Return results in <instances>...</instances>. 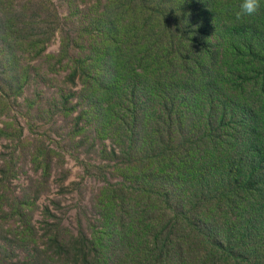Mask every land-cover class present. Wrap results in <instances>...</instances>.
Instances as JSON below:
<instances>
[{
    "label": "rangeland",
    "instance_id": "374dc122",
    "mask_svg": "<svg viewBox=\"0 0 264 264\" xmlns=\"http://www.w3.org/2000/svg\"><path fill=\"white\" fill-rule=\"evenodd\" d=\"M241 2L0 0V264H264V0ZM202 168L232 199L189 213Z\"/></svg>",
    "mask_w": 264,
    "mask_h": 264
},
{
    "label": "trees",
    "instance_id": "16d2710c",
    "mask_svg": "<svg viewBox=\"0 0 264 264\" xmlns=\"http://www.w3.org/2000/svg\"><path fill=\"white\" fill-rule=\"evenodd\" d=\"M174 1H177V0H174ZM109 59H112V57L108 56V60ZM171 77L174 79L173 75H171ZM249 81H254L255 83H260L261 79L258 80V81L248 80V82ZM161 84L164 85L162 82H161ZM254 98H256V101L260 102L261 104H264V94H257ZM243 106H245V105L243 104ZM214 108H215V106L213 105V108H212L211 112L209 113V117L212 114V112L214 111ZM171 122L173 123V120ZM184 123L185 122L181 121V124H184ZM164 147L166 149H168V146L164 145ZM163 152H164L163 154H165L168 151L164 150ZM256 155H259V156H261L263 158V160H262V163H263L264 162V151L259 148L258 153ZM256 161H257V157L253 156V154H249V156H246V158H245V171H246V173L243 172V174L246 175V177H245L246 183L238 185L239 191L243 190V189H246V188L248 189L251 186H253L252 185V180L255 179L258 176V172L260 171V169L257 167ZM231 162H232L233 166L236 165V162L234 160H231ZM241 166H242V162L239 163V167H241ZM263 169H264V167H263ZM205 171H206V169L202 168V169L196 170L195 173L192 175L193 181L191 182V185H189V186H190V191H194L195 192V196L192 199V203L189 204V211H188L189 213L197 212V210L204 204V202H205L204 200L202 201V203L199 202L204 194H205L204 197L207 198V200L216 201L211 196V194L208 192L209 186L214 188L215 191L218 192V194L220 196H222V200H225V199L230 200V199H232V197H229V195H228V193L231 192L232 187L226 186V182H227L228 179L224 180V182L221 185V187H217V186L213 185L212 183L209 184V182L206 180V176L204 174ZM218 173L219 174H223L225 172H218ZM209 174H214V173H209ZM149 194L152 195L153 193L149 192ZM158 195L162 196L163 192H159L158 191ZM236 200L238 202H240V199H239L238 196H237ZM256 201L258 203L257 199H256ZM217 204L219 205L218 202H217ZM192 205H195L194 208L191 207ZM219 207H220V205H219ZM227 208H228L229 211L240 213L241 204H239V205L233 204L232 200H231V203H228V207ZM195 218H196L195 219L196 221H202V220H199V214L198 213L195 215ZM189 223L191 224L193 229L196 228L198 231H200L197 228V226H195L193 223H191V222H189ZM150 228L152 230L156 231V232H161V230L157 229L156 226L151 225V226L147 227V229H150ZM139 229L140 228L138 227V225H134L133 226V230H134L135 233H137L139 231ZM236 231H240V229H236ZM221 232H222L223 236L227 235V233H225L224 231H221ZM218 233H220V232H218ZM156 236H159V233ZM240 238H241L240 241H241L242 245H247V244L248 245L249 244L252 245V244H254L257 241L256 236H255V234L253 232H251V233L246 232V233L242 234L240 236ZM236 250L239 251L237 246H236ZM214 252H215L214 249L209 250L208 253L204 256L203 261L205 262L209 258V260H211L210 264H212L211 262L214 263L215 260H216L213 257V256H215Z\"/></svg>",
    "mask_w": 264,
    "mask_h": 264
},
{
    "label": "clouds",
    "instance_id": "9594fccd",
    "mask_svg": "<svg viewBox=\"0 0 264 264\" xmlns=\"http://www.w3.org/2000/svg\"><path fill=\"white\" fill-rule=\"evenodd\" d=\"M260 0H242L238 10L234 12L235 20L241 21L247 17H254L260 11Z\"/></svg>",
    "mask_w": 264,
    "mask_h": 264
}]
</instances>
